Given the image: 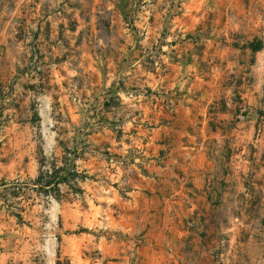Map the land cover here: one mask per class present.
Listing matches in <instances>:
<instances>
[{"label": "rangeland", "instance_id": "obj_1", "mask_svg": "<svg viewBox=\"0 0 264 264\" xmlns=\"http://www.w3.org/2000/svg\"><path fill=\"white\" fill-rule=\"evenodd\" d=\"M0 264H264V0H0Z\"/></svg>", "mask_w": 264, "mask_h": 264}, {"label": "trees", "instance_id": "obj_2", "mask_svg": "<svg viewBox=\"0 0 264 264\" xmlns=\"http://www.w3.org/2000/svg\"><path fill=\"white\" fill-rule=\"evenodd\" d=\"M261 45H257L256 47H253V50L254 51H258V50H260V47ZM70 178H75V177H77L78 176V173L77 172H68L67 173V175L66 176H64L62 179H60V181H57V183H62V182H67L68 180H69V177ZM42 179H43V174H41L40 176H39V178L37 179V182H41L42 181ZM54 181H52V180H47V181H45V184L44 185H46V186H51V184L53 183ZM58 186V185H57ZM75 192H82V189L81 188H78V189H75Z\"/></svg>", "mask_w": 264, "mask_h": 264}]
</instances>
